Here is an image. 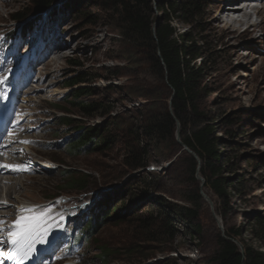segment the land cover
Masks as SVG:
<instances>
[{"label": "rangeland", "instance_id": "rangeland-1", "mask_svg": "<svg viewBox=\"0 0 264 264\" xmlns=\"http://www.w3.org/2000/svg\"><path fill=\"white\" fill-rule=\"evenodd\" d=\"M78 1L60 0L15 22L13 15L31 11V0H0V107H10L6 118L14 126L1 163L21 166L0 177L2 222L16 227L18 220L27 223L23 217L34 223L46 214L49 238L60 234L59 245L49 252L50 264H104L100 249L109 255L108 264H219V239L227 231L238 234L241 252L244 246L264 257V16L254 14L264 2L243 3L248 26L258 28L241 35L246 26L229 32L224 27L226 0H176L199 5L198 17L176 12L172 26L204 45V84L210 94L202 110L226 142L220 152L231 171L225 176L237 188L220 205L196 176L203 178L190 175L189 155L175 140L177 123L173 138L167 129L144 137L155 120L164 123L168 90L149 56L122 36L120 6L110 0ZM162 1L149 0L153 20L167 9ZM75 78L81 82L68 88ZM76 89L88 92L79 102L101 107L85 116L68 105ZM56 107L67 113L72 127L61 124L63 113ZM92 127L108 129L84 150L75 142L81 129ZM104 138L111 144L96 150ZM68 172L87 175L91 188L69 190ZM161 200L188 212L170 213ZM20 206L31 211L20 213ZM166 215L170 221L164 222ZM92 216L97 224L109 218L99 225L94 242H80L76 220L86 223Z\"/></svg>", "mask_w": 264, "mask_h": 264}, {"label": "trees", "instance_id": "trees-1", "mask_svg": "<svg viewBox=\"0 0 264 264\" xmlns=\"http://www.w3.org/2000/svg\"><path fill=\"white\" fill-rule=\"evenodd\" d=\"M60 0H31L32 9L28 13H16L11 20L15 22H24L33 13H43L52 9ZM90 0H79L78 4ZM108 1V0H103ZM114 6H120L122 12V23L119 29L122 31V36L132 48L140 49L147 56L149 62L155 68L159 79L166 85L168 90V102L163 108V124H158L155 120L152 124L149 135L153 136L154 132L164 131L173 138L176 131V123L178 124L179 139L181 143L191 150L197 157L198 161L192 156H187L189 163V173L192 178L198 174L204 180V187L209 189L216 197L220 205H224L227 199L237 192L235 182L225 176L230 172V167L223 163V156L220 148L226 144L224 140L217 137L216 127L213 121H208L202 110V105L205 98L209 96L207 85L204 81L207 77V64L202 59L204 45L197 46L193 39L188 34H180L173 26V18H178L176 12L190 18H196L199 15V5L195 2L178 3L176 0H164L167 9L162 12V16L153 20L150 14L149 0H110ZM176 16V17H173ZM189 19H185L186 24H191ZM155 30L153 32V26ZM81 82L80 78H75L69 82L68 88H72ZM88 95V92L82 89L74 90L73 103H68L73 108H78L83 115H91L96 112L101 105L84 104L78 100ZM170 108L171 113L168 112ZM58 112L63 113L59 118L61 124L67 128L72 127L73 121L67 117V113L56 107ZM66 114V115H65ZM107 127H92L90 129H81L79 139L75 143L82 144L84 150L90 149L92 144L98 142L107 131ZM149 128H145L146 131ZM230 137L234 134L228 133ZM111 144V140L104 138L99 141L95 147L96 150L107 148ZM95 146V145H94ZM146 165H142L145 167ZM141 166L137 165V168ZM134 168V167H133ZM136 168V166H135ZM65 184L69 186V190L77 191L78 193L86 192L90 189L87 175L79 172H68L65 174ZM56 196L46 197L51 198ZM164 204L163 209L169 208L170 213H176L182 216V212H188L184 207H179L173 203H168L161 200ZM117 209H112V213ZM222 207L217 208V213L221 214ZM222 215V214H221ZM109 216L103 217L98 222L95 217H89L85 223L81 218L76 220L78 232L80 233L79 241L91 239L94 242V236L99 232V225L105 223ZM170 221L169 217L164 222ZM167 225V224H165ZM197 227L195 226V229ZM225 238H220V250L217 255L219 264H264V257L260 253H256L250 248L242 246V252L233 242L238 241L236 232H225ZM100 260L104 264H108L106 250L100 249Z\"/></svg>", "mask_w": 264, "mask_h": 264}, {"label": "snow or ice", "instance_id": "snow-or-ice-1", "mask_svg": "<svg viewBox=\"0 0 264 264\" xmlns=\"http://www.w3.org/2000/svg\"><path fill=\"white\" fill-rule=\"evenodd\" d=\"M3 82V78H0V83ZM21 143H28L27 141H21ZM20 168L21 166H16ZM23 211V210H22ZM28 211H31L29 209ZM34 223H23L18 220L15 222L16 227L19 228V231L9 232L10 236L14 237L10 240L11 245L13 246L14 251L22 260H27L29 258L36 259V254L39 253L40 248L37 245H47L51 246L53 244L59 245L60 234L56 233L49 238L48 230L44 224V221L47 219L46 214H41V217L34 218ZM61 220L64 219L63 214L60 217ZM2 243V241H0ZM2 256V253H0ZM8 259H13L10 255Z\"/></svg>", "mask_w": 264, "mask_h": 264}, {"label": "bare ground", "instance_id": "bare-ground-1", "mask_svg": "<svg viewBox=\"0 0 264 264\" xmlns=\"http://www.w3.org/2000/svg\"><path fill=\"white\" fill-rule=\"evenodd\" d=\"M250 3V4H255L256 2L258 3H262L264 2L263 0H226L225 2V5H224V8L222 9L221 13L224 15V17H226V21L224 20L223 24H224V27L227 28L226 31H236L237 27L238 28H241L243 26H246V28L243 30L242 34H246L248 32H255L256 29L258 28L257 26H248L246 20H250V16L245 14L241 8V6L243 5V3ZM256 5V4H255ZM264 6H261L259 9H256L255 8V11H254V14L256 16H264ZM246 9V8H245ZM245 14V15H243ZM60 38L57 37V42H59ZM53 44V43H52ZM50 44V48H49V51L52 53H55L56 51L54 50L55 47ZM37 66V65H36ZM40 66V65H39ZM44 67V66H43ZM39 68V67H38ZM7 116L9 117L10 114H11V109L9 108L8 111H7ZM10 130V129H9ZM14 134V133H13ZM13 136H11L9 139H8V142H9V145L6 146L7 148L10 147L11 148V144L13 143ZM10 154V153H9ZM7 154L5 153H0V161L3 160V157L6 156ZM3 163L0 162V177L3 176V174H6V172H15L14 169H18V168H14V166H8L6 167L7 165H5V167H2ZM1 179H0V183H1ZM12 187H15L14 185L11 186L10 188ZM9 188V190H10ZM16 188V187H15ZM15 188H13L15 190ZM204 194V192H203ZM204 196L206 197V195L204 194ZM208 198V197H206ZM22 208V207H21ZM25 211L26 209L25 208H22L20 209V211ZM213 210V209H212ZM215 216V215H214ZM216 217V216H215ZM217 218V217H216ZM218 219V218H217ZM219 220V219H218ZM0 222H2V220L0 219ZM7 222V221H6ZM28 222H32V221H28ZM8 224V222L6 223ZM2 227H0L1 229ZM40 246V245H39ZM44 252V249L41 250V254ZM20 260L22 262H24L25 260H22L20 258ZM67 264H70V263H67Z\"/></svg>", "mask_w": 264, "mask_h": 264}, {"label": "water", "instance_id": "water-1", "mask_svg": "<svg viewBox=\"0 0 264 264\" xmlns=\"http://www.w3.org/2000/svg\"><path fill=\"white\" fill-rule=\"evenodd\" d=\"M154 30H155V25L153 26V32H154ZM168 104H169V106H170V101H169ZM175 140H176V143L179 145V147L181 148L182 151L186 152L188 155L192 156L193 158H195V159L198 161L196 155H195L191 150H189L187 147H185V146L181 143V141H180V139H179V131H178V130L176 131ZM198 163H199V161H198ZM198 170H199V166H198V168H197V173H198ZM196 178H197L198 180H200V181L202 182V184H204V181H203L198 175L196 176ZM202 195H203V194H202ZM204 197H205V196H204ZM213 216H214V214H213ZM214 218H215L217 224L219 225V228L222 229V226H221V224H220V220H218L215 216H214ZM223 238H225V237H223ZM233 242L235 243V241H233ZM235 244H236V243H235ZM236 245H237V244H236Z\"/></svg>", "mask_w": 264, "mask_h": 264}]
</instances>
